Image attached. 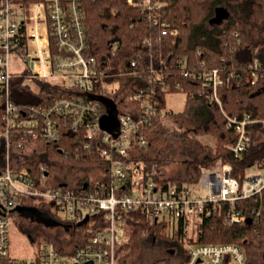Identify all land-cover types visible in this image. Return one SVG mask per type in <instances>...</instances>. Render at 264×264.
<instances>
[{"label":"trees","instance_id":"obj_1","mask_svg":"<svg viewBox=\"0 0 264 264\" xmlns=\"http://www.w3.org/2000/svg\"><path fill=\"white\" fill-rule=\"evenodd\" d=\"M12 1L28 8L32 3L46 0ZM132 1L136 4L145 0ZM149 1L164 6L148 10L130 4L129 0L81 1L88 49L101 71L97 85L118 84V88L110 92L117 114L139 117L145 98L155 107L151 126L146 125L140 132L144 143L136 144L126 159L127 167L132 165L131 176L142 174L145 180L165 188L183 184L195 187L200 184L204 171L220 169L224 164L231 165L232 176L241 182L250 169H264L263 0ZM219 7L229 12V18L221 24H212ZM21 37L20 45L25 40L24 35ZM256 63L261 68L255 69L259 74L253 81L251 68ZM213 70L220 71L223 81V85L217 86L219 103L208 99L214 91L213 81L184 76L185 73L200 76ZM22 82V79L13 80L12 101L26 117L32 108L51 107L75 94L62 82L36 79L38 92L22 86ZM179 92L186 95L185 109L168 110L167 95ZM137 95L141 100L134 98ZM106 112L104 109L103 113ZM245 116L252 120L248 125L251 140L248 147L237 154L233 148L239 136L227 127V121ZM0 137V169L6 165L9 141L11 166L16 170H29L39 183L67 184L75 191L85 188L90 192L105 176L97 181L89 176L69 178L66 174L60 177L58 163L68 165L71 173L91 169L105 172L110 168V162L100 155L101 146L93 141L85 126L75 130L61 126L60 137L54 142L33 138L22 129L8 130L4 99H0ZM207 137L214 140V145L202 142ZM173 164L181 169L176 176L167 177L165 170ZM236 208L254 221L228 224L229 206L225 205L224 211L191 226L190 242L237 245L247 255L245 264H264V189L260 196L240 200ZM40 210L60 224L59 218L50 216V206L42 204ZM254 211L260 215H253ZM102 216L101 212L97 213L92 220L99 221ZM125 220L132 230L124 244L118 243L117 259L123 264L142 254L143 234L153 241L168 244L184 260L187 258L182 242L183 221L171 234L165 225L150 223L141 211H130ZM185 225L190 226V223ZM86 228L88 225L76 226L79 238H83L81 230ZM41 235L37 233L33 241H39ZM224 264L230 262L227 260Z\"/></svg>","mask_w":264,"mask_h":264},{"label":"built area","instance_id":"obj_2","mask_svg":"<svg viewBox=\"0 0 264 264\" xmlns=\"http://www.w3.org/2000/svg\"><path fill=\"white\" fill-rule=\"evenodd\" d=\"M81 1L46 0L25 8L12 0H0V99L5 102L8 130L22 129L33 138L54 142L60 137L61 126L74 130L85 126L89 136L101 146L102 158L110 162L107 171H100L105 176L101 178L103 182H96L90 192L85 188L75 191L67 184L39 183L29 170L14 169L7 141L6 165L0 169V264H117V223L125 220L130 211H141L150 223L165 225L171 234L183 221L182 242L187 258L181 264H224L227 260L230 264H245L247 255L237 245L191 243V226L224 211L225 205L229 206L228 224L249 219L253 222V217L237 210L236 205L242 199L261 195L264 169H250L241 182L232 176L231 165L224 164L220 169L204 171L200 184L195 187L183 184L165 188L145 180L142 174L131 176L132 165L127 167L126 159L136 144L144 143L140 132L146 125L151 126L155 107L145 98L139 117L117 114L116 127L103 129L101 119L111 109L108 103L114 100L110 92L116 90L118 84L97 85L101 71L88 49ZM129 3L134 4L132 0ZM134 5L148 10L164 6L154 5L149 0ZM23 35L25 40L20 45ZM12 65L20 69H11ZM258 68H261L258 63L251 68L253 81L258 77L259 70H255ZM184 76L213 81L214 91L208 99L219 103L217 86L223 85L219 70L200 76L185 73ZM14 79H22V86H28L33 92L39 90L36 79L62 82L75 94L51 107L32 108L26 117L12 101ZM134 98L141 100L140 95ZM251 123L250 116L228 118L227 127L239 136L233 148L237 154L250 143L248 125ZM41 170L47 172L45 167ZM42 204L50 206L53 219L61 220L58 226H49L48 230L61 228L66 235L64 245L30 240L35 246L33 256L16 259L11 254V216L18 212L17 208L40 209ZM100 212L101 220H92ZM252 214L260 215L258 211ZM87 217L89 220L83 225L88 228L81 230L83 238H79L76 226L81 227L79 224ZM187 222L190 226L185 225Z\"/></svg>","mask_w":264,"mask_h":264},{"label":"rangeland","instance_id":"obj_3","mask_svg":"<svg viewBox=\"0 0 264 264\" xmlns=\"http://www.w3.org/2000/svg\"><path fill=\"white\" fill-rule=\"evenodd\" d=\"M11 69L19 70L12 65ZM186 106V95L182 92L169 94L167 95V108L170 111L181 112L185 109ZM108 114H105L101 119V122L104 119L109 121H114L115 117L113 115L114 107L111 106ZM116 121V119H115ZM117 123V121H116ZM202 142L210 145H214V140L207 137L203 138ZM60 172L58 175L60 177L65 176L66 174L69 178L86 176L91 177L94 180H98L99 177H102V174L99 170H82L77 171L76 173H71L70 169H67L68 165L63 163H58ZM64 171L62 172V170ZM181 167L178 164L170 165L165 170V175L167 177L176 176ZM72 183V181H71ZM73 184V183H72ZM74 185V184H73ZM202 194H205L203 190H200ZM58 220V219H57ZM58 226V225H56ZM49 225L44 222L41 225H34L31 223L27 217L21 212H17L15 215L11 216V226H10V238H11V254L16 259H29L33 256L35 246L31 243L30 239L35 237L37 233H42L40 237V242L46 243L49 241L54 242L59 247L64 245L66 240V235L62 232V229L51 231L48 230ZM29 230V231H28ZM131 226L126 224V220L117 223V240L120 244H124L131 234ZM58 231V232H57ZM55 232H57L55 234ZM36 238V237H35ZM61 240V241H60ZM143 251L142 254L138 257L129 258L127 264H178L179 256L176 253H172V249L168 244L164 242H156L150 239L149 235L143 234ZM174 251V249H173ZM124 253V252H123ZM182 258V257H181ZM117 264H123L120 259L117 260Z\"/></svg>","mask_w":264,"mask_h":264},{"label":"water","instance_id":"obj_4","mask_svg":"<svg viewBox=\"0 0 264 264\" xmlns=\"http://www.w3.org/2000/svg\"><path fill=\"white\" fill-rule=\"evenodd\" d=\"M229 18V12L223 8V7H219L217 10H216V16L215 18L211 21L212 24H221L225 19H228ZM109 106H113V103L109 102L108 103ZM113 112V115L117 121V112L114 108V110L112 111ZM109 121L107 119H104L102 122H101V125L103 127V129H106V130H111L113 129L114 127H116L115 125L117 124L116 121ZM17 211L23 213L24 215H27V216H31L33 212H35V209H32V208H23V207H20V208H17L16 209ZM38 217L39 219L43 220L44 222H46L49 226H55V225H58L59 223H57L56 221H53L51 219H49L48 217H46L43 213L42 214H38ZM89 220V217H87L83 222H81L79 225H82V224H85L87 221ZM248 223H252V220L249 219L248 220ZM31 241L32 238L30 239ZM263 257H264V253H263Z\"/></svg>","mask_w":264,"mask_h":264},{"label":"flooded vegetation","instance_id":"obj_5","mask_svg":"<svg viewBox=\"0 0 264 264\" xmlns=\"http://www.w3.org/2000/svg\"><path fill=\"white\" fill-rule=\"evenodd\" d=\"M30 208L35 209V212H33L31 216L25 215V218L27 217V219L31 223H33L34 225H41V224H43L44 221L41 220V219H39V217H38V214H42V211L40 209L36 208V207H30Z\"/></svg>","mask_w":264,"mask_h":264},{"label":"crops","instance_id":"obj_6","mask_svg":"<svg viewBox=\"0 0 264 264\" xmlns=\"http://www.w3.org/2000/svg\"><path fill=\"white\" fill-rule=\"evenodd\" d=\"M172 253H175L176 254V252L173 251V250H172ZM177 256H179V255H177ZM178 259H179V263L178 264H181L184 261V258L183 257L181 258V255L179 256Z\"/></svg>","mask_w":264,"mask_h":264}]
</instances>
